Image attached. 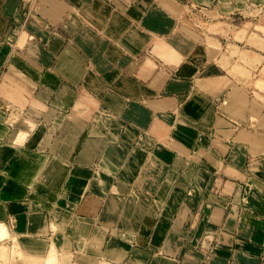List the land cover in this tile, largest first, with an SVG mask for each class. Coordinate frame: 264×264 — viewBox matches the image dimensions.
<instances>
[{
	"label": "crops",
	"instance_id": "crops-1",
	"mask_svg": "<svg viewBox=\"0 0 264 264\" xmlns=\"http://www.w3.org/2000/svg\"><path fill=\"white\" fill-rule=\"evenodd\" d=\"M0 233L15 264H264V0H0Z\"/></svg>",
	"mask_w": 264,
	"mask_h": 264
},
{
	"label": "built area",
	"instance_id": "built-area-1",
	"mask_svg": "<svg viewBox=\"0 0 264 264\" xmlns=\"http://www.w3.org/2000/svg\"><path fill=\"white\" fill-rule=\"evenodd\" d=\"M3 243L0 240V264H15L13 261L14 260H10V259H6L4 256V250H3Z\"/></svg>",
	"mask_w": 264,
	"mask_h": 264
},
{
	"label": "bare ground",
	"instance_id": "bare-ground-1",
	"mask_svg": "<svg viewBox=\"0 0 264 264\" xmlns=\"http://www.w3.org/2000/svg\"><path fill=\"white\" fill-rule=\"evenodd\" d=\"M2 225V224H1ZM2 227V226H1ZM3 229V228H2ZM6 230V229H5ZM2 231H4V229L2 230ZM5 234L7 233V232H4ZM1 234V233H0ZM3 234V233H2Z\"/></svg>",
	"mask_w": 264,
	"mask_h": 264
}]
</instances>
